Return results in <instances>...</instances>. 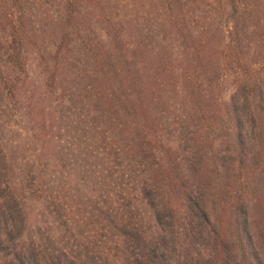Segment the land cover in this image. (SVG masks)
Returning <instances> with one entry per match:
<instances>
[{
	"label": "trees",
	"instance_id": "trees-1",
	"mask_svg": "<svg viewBox=\"0 0 264 264\" xmlns=\"http://www.w3.org/2000/svg\"><path fill=\"white\" fill-rule=\"evenodd\" d=\"M109 2L0 0V264H264V0Z\"/></svg>",
	"mask_w": 264,
	"mask_h": 264
},
{
	"label": "rangeland",
	"instance_id": "rangeland-1",
	"mask_svg": "<svg viewBox=\"0 0 264 264\" xmlns=\"http://www.w3.org/2000/svg\"><path fill=\"white\" fill-rule=\"evenodd\" d=\"M126 1L128 0H112V3L115 4V7H113L109 2V4L112 6L113 11L114 8L117 6H122ZM137 1V0H136ZM136 4V2H135ZM131 7L127 8L125 12L128 10H131L133 5H130ZM136 7H139V12L142 13L144 8L140 6V4L136 5ZM208 8V7H206ZM188 9V8H187ZM186 9V10H187ZM120 10V8H119ZM118 10V13L121 12ZM146 10H150L146 8ZM128 13V12H127ZM129 14V13H128ZM209 15L214 16L212 13ZM214 23H216V20H213ZM23 97L24 93L19 92V97ZM14 100V101H13ZM16 98L10 99L8 94L5 92H0V137L1 141L2 138L4 137L5 133L7 134V138L12 142V140L18 139L12 132H21V128L24 127L23 122L20 118L15 117V112L13 111L14 108V102H16ZM19 105V104H18ZM221 128L219 124V119L217 121V124L215 126V131L216 133H219V129ZM6 131V132H5ZM225 134V132H222ZM261 144L263 143V138H261ZM12 144H14L12 142ZM18 146H21V144H17L15 149H9L10 153H16L17 150L21 152L20 149H17ZM230 156L225 155L224 153L218 155L216 158L218 159H223L222 162L225 163L224 166L228 167L227 164H229V167H231V162H230ZM230 170V169H229ZM259 170V171H258ZM232 171V175H231ZM228 173L225 171V168L222 167V173L227 181V176L231 175V182L234 183V186L231 188L227 185L225 188L220 184V179H216L214 181V187L216 188V197L218 199H225L226 200V207L223 208V205L219 204L220 211L223 216H232L231 219L234 221V218L236 217L235 215L231 214L230 212L235 208V206H232L233 203L237 202V199L242 198L241 196L244 195L248 198L247 202V211L249 217L253 221H255V225L253 226V232L256 233L257 235L263 236L264 233V216H263V156H260V161L259 163L252 164L249 167H243L242 171L239 170H232ZM217 182V183H216ZM230 197V198H229ZM240 201V200H239ZM238 201V203H239ZM58 210V209H57ZM57 210H54L56 212ZM63 220V218H61ZM61 237V236H60ZM263 240V238H262ZM263 245V242H261ZM262 252H263V247H262Z\"/></svg>",
	"mask_w": 264,
	"mask_h": 264
}]
</instances>
